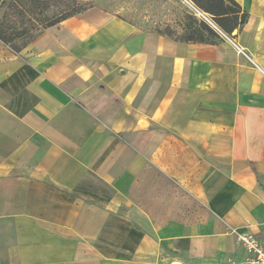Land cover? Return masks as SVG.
<instances>
[{"label":"crops","instance_id":"crops-1","mask_svg":"<svg viewBox=\"0 0 264 264\" xmlns=\"http://www.w3.org/2000/svg\"><path fill=\"white\" fill-rule=\"evenodd\" d=\"M235 1L247 19L216 45L97 7L19 54L0 43V264H224L238 233L264 248V0ZM149 172L203 218L151 208Z\"/></svg>","mask_w":264,"mask_h":264},{"label":"trees","instance_id":"trees-1","mask_svg":"<svg viewBox=\"0 0 264 264\" xmlns=\"http://www.w3.org/2000/svg\"><path fill=\"white\" fill-rule=\"evenodd\" d=\"M92 0H0V5L5 6V12L0 18V43L10 49L14 54H19L44 31L45 28L54 26L67 18L86 9L96 7ZM200 13L208 14L212 24L226 37L234 38L247 19V13L242 12L235 0H187ZM62 4L63 9L58 18L48 19L45 14L51 9ZM110 13V12H109ZM124 20L116 13H110ZM19 17V26H13L15 17ZM39 22L42 29L35 35H28L27 30L35 27ZM126 21V20H124ZM29 25V26H28ZM38 28V27H37ZM180 31L165 25L163 30L149 31L160 34L179 43H194L216 45L223 40L220 32L211 28L207 22L198 20L195 16L185 13L183 22L179 25ZM144 31V30H143Z\"/></svg>","mask_w":264,"mask_h":264},{"label":"rangeland","instance_id":"rangeland-1","mask_svg":"<svg viewBox=\"0 0 264 264\" xmlns=\"http://www.w3.org/2000/svg\"><path fill=\"white\" fill-rule=\"evenodd\" d=\"M91 3L99 9L116 13L141 30L162 31L165 25H169L171 28L180 31L179 25L183 22L186 12L198 20L205 21L202 15L198 14L183 0H92ZM60 5L46 12L45 16L48 19L58 18L64 7L62 4ZM4 12L5 6L0 5V18ZM204 15L210 20L208 14ZM19 19L18 16L15 17L14 27L21 23ZM30 19L34 21L32 17ZM34 23L36 26L27 30L29 36L35 35L38 29H42L39 22L34 21ZM221 36L223 37V35ZM145 178V184H147L146 200L151 208L158 210L162 215H171L180 208L185 209L187 207V211L191 214L189 220L194 221L203 218L205 212L203 203L195 196L191 200L188 199V195L185 201L180 187H175L166 174L149 172Z\"/></svg>","mask_w":264,"mask_h":264},{"label":"built area","instance_id":"built-area-1","mask_svg":"<svg viewBox=\"0 0 264 264\" xmlns=\"http://www.w3.org/2000/svg\"><path fill=\"white\" fill-rule=\"evenodd\" d=\"M236 242L241 246L245 257L238 261L229 259L224 264H264V248L255 241L253 235L238 233Z\"/></svg>","mask_w":264,"mask_h":264},{"label":"water","instance_id":"water-1","mask_svg":"<svg viewBox=\"0 0 264 264\" xmlns=\"http://www.w3.org/2000/svg\"><path fill=\"white\" fill-rule=\"evenodd\" d=\"M185 3H187L190 7H192L198 14H200V15H202L203 17H204V19H205V21L208 23V25L211 27V28H213V29H215V30H218L219 31V29L218 28H216L213 24H212V22L209 20V19H207L206 17H205V15L203 14V13H200L197 9H195L194 7H193V5L190 3V2H188L187 0H183ZM220 32V31H219ZM220 34H222L221 32H220ZM223 35V34H222ZM223 36H225V35H223ZM226 37V36H225Z\"/></svg>","mask_w":264,"mask_h":264}]
</instances>
